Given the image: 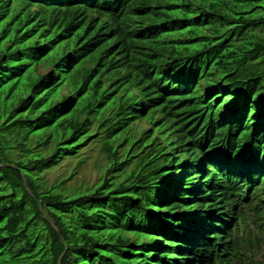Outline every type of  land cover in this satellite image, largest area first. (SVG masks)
<instances>
[{
  "label": "trees",
  "instance_id": "1",
  "mask_svg": "<svg viewBox=\"0 0 264 264\" xmlns=\"http://www.w3.org/2000/svg\"><path fill=\"white\" fill-rule=\"evenodd\" d=\"M263 141L264 0H0V264H257Z\"/></svg>",
  "mask_w": 264,
  "mask_h": 264
},
{
  "label": "rangeland",
  "instance_id": "2",
  "mask_svg": "<svg viewBox=\"0 0 264 264\" xmlns=\"http://www.w3.org/2000/svg\"><path fill=\"white\" fill-rule=\"evenodd\" d=\"M144 125V124H143ZM84 161L79 165V161ZM106 158L101 154L96 142L82 149L81 157L65 158L58 166L46 173L47 184L67 178L68 187H82L93 185L100 178V170L106 165ZM74 175L71 177V174Z\"/></svg>",
  "mask_w": 264,
  "mask_h": 264
},
{
  "label": "clouds",
  "instance_id": "3",
  "mask_svg": "<svg viewBox=\"0 0 264 264\" xmlns=\"http://www.w3.org/2000/svg\"><path fill=\"white\" fill-rule=\"evenodd\" d=\"M263 148H264V141L263 143L258 144V146L254 147L250 151L247 152L245 151V153H243L241 156V161L239 163L238 168L241 170V172L252 177L253 181L260 182L264 180V169H263L264 164L260 162V158L263 157V152H262ZM256 156L259 157V160L255 159ZM261 197L263 196H260V198ZM261 238L262 237L260 236L259 239ZM256 246L257 247L259 246L261 249L258 250V253L255 256V261L257 264H264V243L257 241Z\"/></svg>",
  "mask_w": 264,
  "mask_h": 264
},
{
  "label": "bare ground",
  "instance_id": "4",
  "mask_svg": "<svg viewBox=\"0 0 264 264\" xmlns=\"http://www.w3.org/2000/svg\"><path fill=\"white\" fill-rule=\"evenodd\" d=\"M259 117V116H258ZM164 122V121H163ZM230 168V167H229ZM237 175V174H236ZM228 221V220H227Z\"/></svg>",
  "mask_w": 264,
  "mask_h": 264
}]
</instances>
